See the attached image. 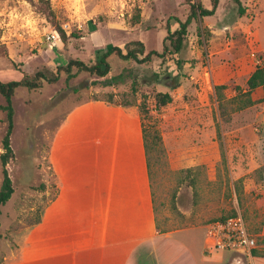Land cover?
<instances>
[{
    "label": "rangeland",
    "instance_id": "374dc122",
    "mask_svg": "<svg viewBox=\"0 0 264 264\" xmlns=\"http://www.w3.org/2000/svg\"><path fill=\"white\" fill-rule=\"evenodd\" d=\"M200 1L212 8V0ZM249 2L243 0L248 9ZM189 14L185 0H0V81L56 72L70 59L95 63L113 46L126 53L131 41L161 52L169 20L184 22ZM252 15L240 16L231 0H220L215 15L189 25L181 54L144 65L112 58L109 77L130 71L124 84L106 86L104 78L82 73L69 83L62 74L57 83L38 90L19 88L13 97L14 156L7 166L15 192L2 208L0 264H12L21 239L52 196L45 190L48 153L63 121L91 103L130 110L144 103L145 125L160 132L165 152L155 154L152 187L161 230L194 228L203 235L212 220L236 212L264 253V88L253 93L255 104L244 110L232 102L221 107L215 94L218 85L244 88L262 65L264 54L253 51L248 39ZM158 93H170L172 102L157 107ZM5 104L0 94V189ZM74 122L73 129L92 134L89 118ZM109 126L113 132L106 134H116L120 124ZM189 169L190 177L185 173ZM233 253L217 254L228 258ZM238 254L239 264H251V258ZM263 259L257 257L253 264H264Z\"/></svg>",
    "mask_w": 264,
    "mask_h": 264
},
{
    "label": "crops",
    "instance_id": "0c3cea01",
    "mask_svg": "<svg viewBox=\"0 0 264 264\" xmlns=\"http://www.w3.org/2000/svg\"><path fill=\"white\" fill-rule=\"evenodd\" d=\"M247 7L246 13L253 11L249 42L264 54V0ZM75 118H89L92 134L73 129ZM114 121L116 134H106ZM48 163L45 190L52 196L12 264H232L240 256L207 255L205 232L194 228H159L139 110L93 103L77 108L63 121Z\"/></svg>",
    "mask_w": 264,
    "mask_h": 264
},
{
    "label": "trees",
    "instance_id": "16d2710c",
    "mask_svg": "<svg viewBox=\"0 0 264 264\" xmlns=\"http://www.w3.org/2000/svg\"><path fill=\"white\" fill-rule=\"evenodd\" d=\"M185 1L190 8L189 17L184 22L178 18H171L169 20L167 28L168 36L165 38L163 45L164 48L161 52L157 50L148 51L143 42L131 41L126 45V53L120 47L113 46L99 55L95 63L89 64L82 60L70 59L66 66L58 67L56 72L38 71L34 75L25 74L21 80L10 82L0 81V94L3 95L6 101V104L2 106L1 109L6 112L5 122L7 126L5 135L2 140L4 152L1 154V162L3 165V183L0 189V226L2 208L10 201L15 192L14 184L7 166L14 156L11 137L14 130L15 119L13 97L15 96L17 90L19 88H26L29 90L41 89L45 84L57 83L60 80L62 74L66 75V82L69 83L77 76V74L82 73L96 76L97 78H104L101 83L106 86H117L125 83L126 78L130 76V71L125 69L121 73L109 77L112 69V65L110 62L112 58H117L120 61L127 63L134 62L138 65H144L152 63L156 58L167 61L171 56L181 54L186 48V36L188 33V27L192 23V21L215 15L220 4V0H212V8L209 9L205 7L200 0ZM231 1L238 7L240 16H244L246 14V8L243 5V0ZM171 20H173L174 22L170 23ZM136 84L137 80L133 82V88ZM169 87H171L172 89L177 88L173 86ZM259 88H264V66L260 65L257 66L255 71L250 75L244 88L234 85H218L215 87V94L221 107H224L225 102H232L238 105L239 110H244L255 104V100L253 99L252 95ZM134 89H136V87ZM171 102L172 96L170 93H158L156 95V104L159 108L165 107ZM139 113L142 121V131L147 155L153 201L155 202L152 187V170L154 167V163L158 161V155L164 153L165 149L163 147L160 132L156 129L152 131L145 125L144 119L146 117V112L144 103L139 107ZM155 154L158 155L156 156ZM191 172V169L186 170V176L190 177ZM236 215L237 213L233 212L221 218L214 219L212 220V222L219 220L225 221ZM253 256L264 257V253L259 252L257 249H255L253 251Z\"/></svg>",
    "mask_w": 264,
    "mask_h": 264
},
{
    "label": "built area",
    "instance_id": "2783aa9c",
    "mask_svg": "<svg viewBox=\"0 0 264 264\" xmlns=\"http://www.w3.org/2000/svg\"><path fill=\"white\" fill-rule=\"evenodd\" d=\"M49 38L55 39L52 35ZM258 248L257 235L251 232L247 221L238 213L225 221H214L206 226L205 252L212 255L216 252L231 251L252 258Z\"/></svg>",
    "mask_w": 264,
    "mask_h": 264
},
{
    "label": "water",
    "instance_id": "95a60500",
    "mask_svg": "<svg viewBox=\"0 0 264 264\" xmlns=\"http://www.w3.org/2000/svg\"><path fill=\"white\" fill-rule=\"evenodd\" d=\"M240 260H241V257H237V258H235V261L232 264H239Z\"/></svg>",
    "mask_w": 264,
    "mask_h": 264
}]
</instances>
